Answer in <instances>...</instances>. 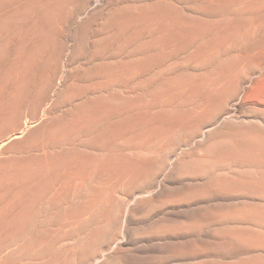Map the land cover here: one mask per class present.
Here are the masks:
<instances>
[{
    "label": "bare ground",
    "instance_id": "6f19581e",
    "mask_svg": "<svg viewBox=\"0 0 264 264\" xmlns=\"http://www.w3.org/2000/svg\"><path fill=\"white\" fill-rule=\"evenodd\" d=\"M0 264H264V0H0Z\"/></svg>",
    "mask_w": 264,
    "mask_h": 264
}]
</instances>
